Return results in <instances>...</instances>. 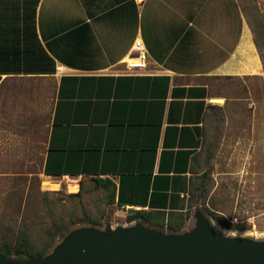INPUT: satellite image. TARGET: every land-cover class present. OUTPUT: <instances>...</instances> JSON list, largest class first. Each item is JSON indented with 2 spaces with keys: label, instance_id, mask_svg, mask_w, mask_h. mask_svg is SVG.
<instances>
[{
  "label": "crops",
  "instance_id": "crops-1",
  "mask_svg": "<svg viewBox=\"0 0 264 264\" xmlns=\"http://www.w3.org/2000/svg\"><path fill=\"white\" fill-rule=\"evenodd\" d=\"M252 4L264 13V0H0L1 158L33 157L45 191L109 180L128 217L190 210V224L209 107L230 101L217 84L264 78ZM136 40L148 71L132 75Z\"/></svg>",
  "mask_w": 264,
  "mask_h": 264
},
{
  "label": "rangeland",
  "instance_id": "rangeland-1",
  "mask_svg": "<svg viewBox=\"0 0 264 264\" xmlns=\"http://www.w3.org/2000/svg\"><path fill=\"white\" fill-rule=\"evenodd\" d=\"M217 88L230 101L224 120H211L208 126L205 167L212 177L204 196H197L194 202L220 234L264 240V78L261 83L222 82ZM29 151H33L32 146ZM1 157L0 232L8 227L32 228L35 235L42 236L45 229L52 228L60 220L68 225L73 221L81 222L74 225L77 229L90 227V218L100 223L95 226L100 230L108 225L116 228L133 224L128 223V214L108 205L106 198L93 186L84 188L81 198L70 197L69 194L74 193L67 190L45 191L41 188L33 157L24 162V167L16 156ZM46 185L57 187L52 183ZM210 210L230 220L233 229L217 223L209 214ZM194 226L193 217L185 231Z\"/></svg>",
  "mask_w": 264,
  "mask_h": 264
},
{
  "label": "water",
  "instance_id": "water-1",
  "mask_svg": "<svg viewBox=\"0 0 264 264\" xmlns=\"http://www.w3.org/2000/svg\"><path fill=\"white\" fill-rule=\"evenodd\" d=\"M0 264H264V240L220 234L201 211L195 226L180 234L142 223L72 230L45 257Z\"/></svg>",
  "mask_w": 264,
  "mask_h": 264
},
{
  "label": "trees",
  "instance_id": "trees-1",
  "mask_svg": "<svg viewBox=\"0 0 264 264\" xmlns=\"http://www.w3.org/2000/svg\"><path fill=\"white\" fill-rule=\"evenodd\" d=\"M247 17L254 35L255 45L264 64V13L260 11L257 4H252L248 7ZM209 111L211 112V116H213L211 119L212 121L222 122L224 120V110L222 108L211 106L209 107ZM211 177V172L208 170L203 172L200 176L198 185H195V187L193 186L192 189V204L197 196H204ZM93 181L96 183L93 188L106 198L108 205H113L115 201V187H111L112 183L109 180L101 181L99 179H94ZM83 189L84 188L81 187L78 193L69 194V196L81 198ZM192 207L193 205H191V208ZM197 210L202 212L199 208ZM202 213L204 214V212ZM209 214L224 228L233 229L234 226H232L230 220L226 219L218 212L210 210ZM191 217L192 212L190 210L185 213H166L162 211L147 213L137 211L128 217V222L131 223L136 221L160 228L162 229L160 231H167L170 234H180L185 232V226ZM78 223L81 222L73 221L68 225L64 220H60L57 223L55 222L52 228L45 229L42 232V236L35 235L32 228L20 230H15L12 227L5 228L6 230L0 232V254L11 260H27L30 258L45 257L58 243H60V241L75 229L74 225ZM89 223L91 227L100 225L97 220L92 218H90Z\"/></svg>",
  "mask_w": 264,
  "mask_h": 264
},
{
  "label": "built area",
  "instance_id": "built-area-1",
  "mask_svg": "<svg viewBox=\"0 0 264 264\" xmlns=\"http://www.w3.org/2000/svg\"><path fill=\"white\" fill-rule=\"evenodd\" d=\"M126 70L123 72L138 75L148 71V57L145 45L141 40H136L125 62Z\"/></svg>",
  "mask_w": 264,
  "mask_h": 264
},
{
  "label": "bare ground",
  "instance_id": "bare-ground-1",
  "mask_svg": "<svg viewBox=\"0 0 264 264\" xmlns=\"http://www.w3.org/2000/svg\"><path fill=\"white\" fill-rule=\"evenodd\" d=\"M70 180H75V178H70ZM72 183V182H71ZM73 187V186H72ZM247 235V234H246ZM256 235V234H255Z\"/></svg>",
  "mask_w": 264,
  "mask_h": 264
}]
</instances>
